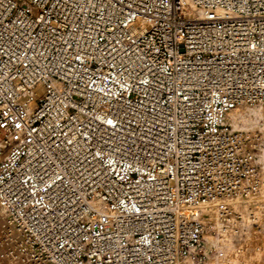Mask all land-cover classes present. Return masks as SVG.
Segmentation results:
<instances>
[{
  "label": "built area",
  "instance_id": "2783aa9c",
  "mask_svg": "<svg viewBox=\"0 0 264 264\" xmlns=\"http://www.w3.org/2000/svg\"><path fill=\"white\" fill-rule=\"evenodd\" d=\"M245 105L264 0H0L6 261L201 264V205L258 173Z\"/></svg>",
  "mask_w": 264,
  "mask_h": 264
},
{
  "label": "rangeland",
  "instance_id": "374dc122",
  "mask_svg": "<svg viewBox=\"0 0 264 264\" xmlns=\"http://www.w3.org/2000/svg\"><path fill=\"white\" fill-rule=\"evenodd\" d=\"M259 112L264 117L259 108L239 107L227 116L226 123L260 131V127H264V118L259 120ZM254 165L258 173L251 176L235 196L209 203L221 201L218 203L223 202L225 211L221 206L220 213H203L201 216L206 230L201 264H264V159H258ZM1 216L9 221L3 214ZM3 220L0 221V235L3 228L11 225V221ZM1 245L4 250H1L0 259L3 260L7 249Z\"/></svg>",
  "mask_w": 264,
  "mask_h": 264
},
{
  "label": "bare ground",
  "instance_id": "6f19581e",
  "mask_svg": "<svg viewBox=\"0 0 264 264\" xmlns=\"http://www.w3.org/2000/svg\"><path fill=\"white\" fill-rule=\"evenodd\" d=\"M195 11V14L196 15H200L201 14V12L199 11V10H194ZM239 107H249V108H257V107H253V106H248V105H245V106H236V107H234V108H232L230 111H228L227 113H226V115H225V123H226V118H227V116L230 114V113H232L233 111H235L237 108H239ZM258 115H260V121H262V117H263V114H262V112H259L258 113ZM264 118V117H263ZM227 124V123H226ZM227 125H229V124H227ZM233 130H238V131H244L245 133H246V135H247V147H248V149H252V151L255 153V160H254V163L258 160V159H264V127H260V131H253V130H250V129H248V128H245V127H242V126H234V125H229ZM251 176H249L246 180H244L241 184H240V186H239V189H238V191L240 190V188L242 187V185L250 178ZM249 181V180H248ZM238 191H237V193H238ZM236 193V194H237ZM236 194H234V195H230V196H223V197H217V198H215V199H213V200H210V201H207V202H205L204 204H202L201 205V216L203 215V213H205V214H208V213H215V212H218V213H220V211H222V209L220 210V208L219 207H224L223 205H221L220 203H218V202H221V201H218V202H216L215 204H209V203H211V202H213V201H215L216 199H221V198H231V197H233V196H235ZM220 205V206H219ZM228 205V204H227ZM227 205L225 204V206L227 207ZM221 207V208H222ZM228 208V207H227ZM0 211H1V213L3 214V216H6V214L3 212V210L0 208ZM224 211H225V207H224ZM0 213V221H2L3 219H2V214ZM220 214H218V216H219ZM7 217V216H6ZM8 218V217H7ZM4 222L5 221H7V220H3ZM10 221V220H9ZM9 221H7V222H9ZM4 224V223H3ZM208 231H209V228H208ZM10 232H12V224L10 225V226H7L6 228H3V230H2V233H1V235H0V244H2V243H6L7 245H9L10 244V239H11V237H10ZM1 248H3L2 247V245L0 246V255L2 254L1 252V250H4V248L3 249H1ZM4 259H7V257H6V255H4V258H3V260L2 259H0V264H4L5 262H7L6 260H4ZM2 261H3V263H2ZM6 264H8V262L6 263Z\"/></svg>",
  "mask_w": 264,
  "mask_h": 264
}]
</instances>
